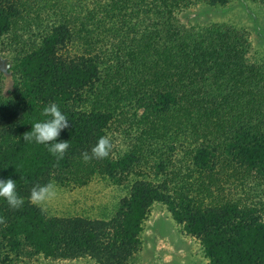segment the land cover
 Listing matches in <instances>:
<instances>
[{
	"label": "trees",
	"instance_id": "trees-1",
	"mask_svg": "<svg viewBox=\"0 0 264 264\" xmlns=\"http://www.w3.org/2000/svg\"><path fill=\"white\" fill-rule=\"evenodd\" d=\"M233 1L264 11V0H0V179L25 200L0 198V264H125L153 205L208 264H264V57L249 56L242 29L178 19ZM50 102L72 125L58 164L23 140ZM105 134L111 155L85 163ZM100 180L112 202L90 212L70 193ZM49 181L68 196L61 214L29 200Z\"/></svg>",
	"mask_w": 264,
	"mask_h": 264
},
{
	"label": "rangeland",
	"instance_id": "rangeland-1",
	"mask_svg": "<svg viewBox=\"0 0 264 264\" xmlns=\"http://www.w3.org/2000/svg\"><path fill=\"white\" fill-rule=\"evenodd\" d=\"M178 19L187 27L190 25L202 27L210 23H219L242 29L247 33V42L250 44L249 56L254 55L255 57L254 53H256L257 57H264V11L252 4L233 1L222 9H188L180 14ZM8 61L6 57L0 55L3 94L10 87L7 73ZM105 191L106 186L100 180L84 188H75V191L71 190L70 194L80 199L79 201L87 199V207H92L90 212H97L96 206L106 207L112 202L111 200L105 204ZM68 201V196L60 192L47 206L51 213L58 214L67 208ZM13 264H96V262L88 258L49 260L34 256L32 258L21 257ZM125 264H208V260L198 240L180 232L164 209L159 205H153L149 208L146 220L139 232L138 241L134 244L130 258H127Z\"/></svg>",
	"mask_w": 264,
	"mask_h": 264
},
{
	"label": "clouds",
	"instance_id": "clouds-1",
	"mask_svg": "<svg viewBox=\"0 0 264 264\" xmlns=\"http://www.w3.org/2000/svg\"><path fill=\"white\" fill-rule=\"evenodd\" d=\"M46 119L35 122L31 131L23 133L24 142H35L38 145L47 146V151L56 158L57 164L62 160L69 149L68 140H59L61 131L72 125L67 116L60 110L58 104L50 102L41 113ZM19 140V137H18ZM113 151V140L110 135L101 136L91 151L83 152L82 158L85 163L92 159H106ZM55 166V165H54ZM58 188L54 181L45 184H35L30 190L29 200L31 204L40 208L42 212L47 211V205L56 198ZM0 198L4 199L11 209L22 208L25 200L18 194L16 180L11 178L0 179ZM0 224H6V220L0 217Z\"/></svg>",
	"mask_w": 264,
	"mask_h": 264
}]
</instances>
